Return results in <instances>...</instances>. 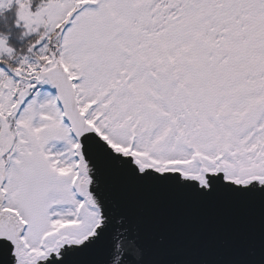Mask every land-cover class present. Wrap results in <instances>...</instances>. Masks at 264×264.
Segmentation results:
<instances>
[{"label": "snow or ice", "instance_id": "obj_1", "mask_svg": "<svg viewBox=\"0 0 264 264\" xmlns=\"http://www.w3.org/2000/svg\"><path fill=\"white\" fill-rule=\"evenodd\" d=\"M0 264H264V0H0Z\"/></svg>", "mask_w": 264, "mask_h": 264}]
</instances>
